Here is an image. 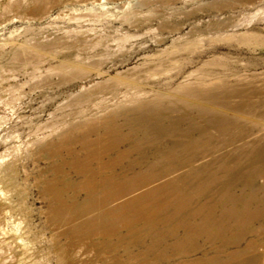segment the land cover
<instances>
[{
	"label": "rangeland",
	"instance_id": "obj_1",
	"mask_svg": "<svg viewBox=\"0 0 264 264\" xmlns=\"http://www.w3.org/2000/svg\"><path fill=\"white\" fill-rule=\"evenodd\" d=\"M102 136L145 183L121 199L185 177L162 238L60 221L67 149ZM155 151L193 157L152 182ZM199 262L264 264V0H0V264Z\"/></svg>",
	"mask_w": 264,
	"mask_h": 264
},
{
	"label": "bare ground",
	"instance_id": "obj_2",
	"mask_svg": "<svg viewBox=\"0 0 264 264\" xmlns=\"http://www.w3.org/2000/svg\"><path fill=\"white\" fill-rule=\"evenodd\" d=\"M185 132L187 134L184 133L179 137L182 140L185 139V143L191 149L195 145L189 139L191 130L185 127ZM157 142L158 140H152V144ZM164 143H169V141ZM78 144H86L90 148L87 138L78 140ZM97 145L98 153L95 155L88 154L90 152L82 148H79V153H76L75 147L67 149L73 156L70 160L64 158L62 160L63 163L70 165L74 172L83 178L76 182L70 180L69 175L65 174L63 180L58 181L60 196H65L68 189L72 190V194L65 201H62L58 209L59 212L56 210L62 216L60 221L69 225L68 232L77 236L80 241L89 244L92 242L93 235L96 234V227L101 222L106 224L109 238L117 236L116 232L122 229L127 230L125 232L126 237L130 236L131 243L142 241L146 244L150 237L162 238L166 234L163 226L167 225L165 222L169 219H166L167 216L162 212L171 208L181 211L183 204L188 202V200L186 202L182 201L185 200L187 191L178 189V186H181L180 180L185 184V177L179 179L171 178L168 181L166 180L165 184H159L134 196L121 199L132 192H136L145 183L136 175L128 177L126 174L119 175L115 171L116 168L120 167L123 155L118 154L117 158L104 159L107 158L106 155L112 149L109 144V138L102 136L101 139L97 140ZM101 146L104 147L103 150L100 149ZM154 155H156L157 163L164 162L166 165L162 167L160 173L156 174L159 176L153 178L152 182L160 178L162 171L168 167L189 164L190 158L193 157L190 156V158L183 159L173 152H169L166 156L165 154L158 155L157 152ZM91 156L93 157L92 159L90 158ZM82 158H84L83 163H81ZM189 173L187 174L189 175ZM167 187H170V193L162 194ZM82 191L85 192V197L81 201L78 192L81 193ZM178 194L183 195L180 196ZM142 214H149V216L146 219L141 217ZM170 216L173 219L172 215ZM117 220H120V222L117 223ZM145 229L144 235L140 233V231ZM158 242V240L152 241L154 244ZM179 243L181 242H175V247L178 249L183 248V243ZM197 264L203 263L199 262Z\"/></svg>",
	"mask_w": 264,
	"mask_h": 264
}]
</instances>
